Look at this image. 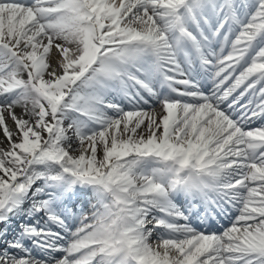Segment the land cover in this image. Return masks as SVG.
<instances>
[{
  "label": "snow or ice",
  "instance_id": "6c2138e0",
  "mask_svg": "<svg viewBox=\"0 0 264 264\" xmlns=\"http://www.w3.org/2000/svg\"><path fill=\"white\" fill-rule=\"evenodd\" d=\"M0 264H264V0H0Z\"/></svg>",
  "mask_w": 264,
  "mask_h": 264
},
{
  "label": "bare ground",
  "instance_id": "6f19581e",
  "mask_svg": "<svg viewBox=\"0 0 264 264\" xmlns=\"http://www.w3.org/2000/svg\"><path fill=\"white\" fill-rule=\"evenodd\" d=\"M254 124L260 125L258 122H257V123H254ZM254 124H253V125H254Z\"/></svg>",
  "mask_w": 264,
  "mask_h": 264
}]
</instances>
